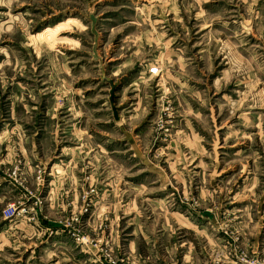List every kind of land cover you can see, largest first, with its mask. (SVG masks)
Listing matches in <instances>:
<instances>
[{"label":"rangeland","instance_id":"374dc122","mask_svg":"<svg viewBox=\"0 0 264 264\" xmlns=\"http://www.w3.org/2000/svg\"><path fill=\"white\" fill-rule=\"evenodd\" d=\"M0 264H264V0H0Z\"/></svg>","mask_w":264,"mask_h":264},{"label":"water","instance_id":"95a60500","mask_svg":"<svg viewBox=\"0 0 264 264\" xmlns=\"http://www.w3.org/2000/svg\"><path fill=\"white\" fill-rule=\"evenodd\" d=\"M103 81L107 84L110 85L111 87V94H110V102H111V107L113 110L114 118L116 121L120 120L119 116V109L116 105V92H117V86H115L110 80L103 78Z\"/></svg>","mask_w":264,"mask_h":264},{"label":"crops","instance_id":"0c3cea01","mask_svg":"<svg viewBox=\"0 0 264 264\" xmlns=\"http://www.w3.org/2000/svg\"><path fill=\"white\" fill-rule=\"evenodd\" d=\"M99 261H101V260L99 259ZM99 263H101V262H99Z\"/></svg>","mask_w":264,"mask_h":264}]
</instances>
